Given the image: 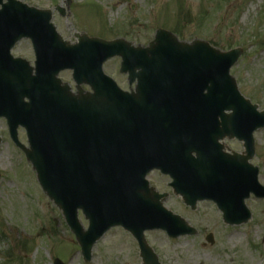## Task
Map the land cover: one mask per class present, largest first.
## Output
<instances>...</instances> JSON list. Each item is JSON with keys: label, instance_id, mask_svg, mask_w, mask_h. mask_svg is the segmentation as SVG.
Listing matches in <instances>:
<instances>
[{"label": "water", "instance_id": "obj_1", "mask_svg": "<svg viewBox=\"0 0 264 264\" xmlns=\"http://www.w3.org/2000/svg\"><path fill=\"white\" fill-rule=\"evenodd\" d=\"M64 1L68 8L69 0ZM0 6V118H6L11 139L32 164L42 192L62 212L84 263L94 243L113 227L136 240L142 264H160L144 231L162 230L171 238L196 234L162 207L166 195L147 187L144 177L154 168L173 179L175 195L192 210L206 200L216 204L227 225L250 219L244 200L250 194L264 198L258 171L248 164L254 155L251 135L264 128V112L256 113L257 107L239 98L228 78L239 50L220 53L199 41L178 43L161 30L147 49L86 36L69 46L49 24V11L13 0H0ZM22 39H29L35 52L34 76L25 61L9 56ZM117 54L139 70L130 79L137 80L131 98L136 107L127 113L118 109L121 94L114 83L100 73L102 63ZM65 69L73 70L77 86L89 85L93 94L71 95L56 80ZM224 110L233 113L225 117ZM19 126L26 129L29 150L16 140ZM224 137L243 141L245 155L222 154L220 147L212 152ZM145 138L153 139L148 148L138 142ZM180 138L192 141L178 151L184 158L172 148V140ZM193 153L196 159L189 157ZM78 210L89 222L85 232ZM206 241L213 243L210 235Z\"/></svg>", "mask_w": 264, "mask_h": 264}, {"label": "rangeland", "instance_id": "obj_2", "mask_svg": "<svg viewBox=\"0 0 264 264\" xmlns=\"http://www.w3.org/2000/svg\"><path fill=\"white\" fill-rule=\"evenodd\" d=\"M37 10H48L51 23L63 42L74 44L77 35L106 41L124 40L147 47L159 29L180 42L199 40L227 52L242 51L230 69L240 94L264 111V0H16ZM64 9V17L55 11ZM76 43V42H75ZM30 44L19 43L12 56L32 63ZM119 61H108L103 71L123 90L126 77L118 72ZM58 78L74 92L71 73ZM82 90L88 91L86 87ZM0 120V264H84L79 247L60 210L41 192L32 167L9 139ZM19 142L27 147L25 133ZM255 156L250 163L259 171L264 187V129L253 134ZM227 151L242 153L237 141H224ZM147 180L159 194H167L163 206L197 231L193 237L168 239L157 231L144 234L147 246L160 264H264V200L250 197L245 206L251 219L238 227L224 226L212 203H199L195 211L184 206L168 188V178L151 173ZM84 229L87 222L78 214ZM212 235L213 244L205 239ZM120 228L108 231L93 247L87 264H141L137 244ZM191 261L192 263H189Z\"/></svg>", "mask_w": 264, "mask_h": 264}, {"label": "bare ground", "instance_id": "obj_3", "mask_svg": "<svg viewBox=\"0 0 264 264\" xmlns=\"http://www.w3.org/2000/svg\"><path fill=\"white\" fill-rule=\"evenodd\" d=\"M189 263H192L191 261H188Z\"/></svg>", "mask_w": 264, "mask_h": 264}]
</instances>
